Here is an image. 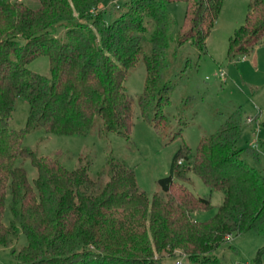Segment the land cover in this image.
Wrapping results in <instances>:
<instances>
[{"label": "trees", "instance_id": "1", "mask_svg": "<svg viewBox=\"0 0 264 264\" xmlns=\"http://www.w3.org/2000/svg\"><path fill=\"white\" fill-rule=\"evenodd\" d=\"M38 2L32 9L0 0V248L9 250L10 264H226L217 250L228 239L249 231L264 235V175L249 163L260 159V151L237 146L240 107L222 112L223 122L200 138L191 162L182 144L152 197L139 187L134 169L114 157L91 175L88 154L67 169L59 152L40 156L23 145L35 130L129 139L135 102L157 133L181 137L188 123L165 112L175 88L168 78L170 43L204 52L223 0H121L115 16L105 0ZM175 2L185 3V13L173 35L165 5ZM104 14L111 16L108 22ZM56 27L63 29L61 38ZM263 39L264 0H250L244 23L229 39V61L254 55ZM40 57L48 59V75L29 69ZM140 60L144 87L134 100L124 83ZM18 99L29 106L21 130L9 126ZM192 99L182 98L179 109ZM25 161L35 170L31 182ZM189 173L210 194L222 195L208 221L197 222L194 214L210 207L211 195L195 196L185 186ZM21 236L25 245L18 248ZM263 255L262 247L237 264H264ZM167 258L174 260L165 263Z\"/></svg>", "mask_w": 264, "mask_h": 264}, {"label": "rangeland", "instance_id": "2", "mask_svg": "<svg viewBox=\"0 0 264 264\" xmlns=\"http://www.w3.org/2000/svg\"><path fill=\"white\" fill-rule=\"evenodd\" d=\"M32 9L39 6L38 0H17ZM121 0H105L112 16L118 14L116 3ZM250 0H223L221 12L215 27L206 41V50L200 53L190 44L178 48L174 41L170 43L168 78L175 88L171 94L170 105L165 112L176 115L188 125L183 129L182 136L175 139L163 137L150 127L141 117L140 111L134 103L133 127L130 138L110 133L99 137L92 132L86 137L45 134L42 130H35L25 135L23 145L40 156H52L59 152V161L67 169L76 167L78 156L88 154L91 159L90 174L95 175L104 166L108 157H114L134 169L135 178L139 187L148 197L157 191V182L169 173L171 160L175 152L185 143L189 147V162L192 161L196 147L202 136L213 133L224 120L222 112L230 113L240 107L244 113L241 136L237 146L239 148L256 147L260 151V159L249 161L264 175V151L260 143L264 141V39L257 48L254 56L242 57L229 61L228 45L233 36L245 21ZM173 26L174 35L181 27L185 13V3L175 2L165 5ZM110 15L103 18L109 21ZM56 37L63 36V29H54ZM254 57L256 59L254 60ZM29 69L42 75H48V59L40 57L29 65ZM225 73V80L215 77V73ZM145 68L143 61H138L130 70L124 83L126 92L135 100L144 87ZM192 96L189 106L179 109L182 98ZM29 112V106L18 99L16 108L9 121V126L15 130L24 128ZM250 124L248 118L254 119ZM177 119L172 122V129L177 128ZM187 163V161H184ZM27 171L28 180L35 177V170L30 161L23 164ZM185 186L197 197L211 195L210 207L194 214L197 222H205L214 217L217 207L222 202L219 192H212L202 181L192 173ZM5 216L9 213L6 209ZM25 245V238L21 236L16 247ZM264 248V235L253 231L232 237L217 250L226 264H237L252 260L259 248ZM264 259V255H263ZM174 259L167 258L165 263ZM186 264L184 259H180ZM9 250L0 248V264H10Z\"/></svg>", "mask_w": 264, "mask_h": 264}, {"label": "built area", "instance_id": "3", "mask_svg": "<svg viewBox=\"0 0 264 264\" xmlns=\"http://www.w3.org/2000/svg\"><path fill=\"white\" fill-rule=\"evenodd\" d=\"M215 77L221 79V80H225V73L224 72H220V73H215L214 75ZM248 122H251L250 119H248ZM176 264H181L180 262H177Z\"/></svg>", "mask_w": 264, "mask_h": 264}, {"label": "crops", "instance_id": "4", "mask_svg": "<svg viewBox=\"0 0 264 264\" xmlns=\"http://www.w3.org/2000/svg\"><path fill=\"white\" fill-rule=\"evenodd\" d=\"M255 54V53H254ZM254 56V55H253ZM256 59V57H254V60ZM248 119H250V118H248Z\"/></svg>", "mask_w": 264, "mask_h": 264}]
</instances>
